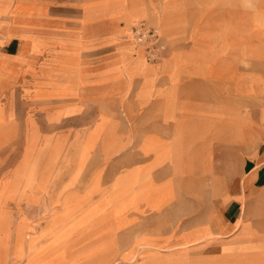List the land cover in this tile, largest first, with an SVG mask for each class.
<instances>
[{"label": "rangeland", "instance_id": "rangeland-1", "mask_svg": "<svg viewBox=\"0 0 264 264\" xmlns=\"http://www.w3.org/2000/svg\"><path fill=\"white\" fill-rule=\"evenodd\" d=\"M149 1L155 4L152 8L143 0H53L50 13L64 23V28H60L62 23L48 14L50 1L0 0V32H5L0 36L2 45L12 38L21 40L16 55L0 53V78L11 73L6 65L15 61L19 66L24 65L28 73L16 89L22 103L33 107L39 99L69 97L72 99L58 102L59 106H65L64 114L84 110L80 114V128L66 132L60 131L59 124H49L59 122L62 109L47 112L48 125H43V132L32 114H26L21 124L15 120L12 104L17 81L13 79L9 84L8 94L0 85V161L4 163V171L0 172V264H6L8 257L11 263L16 264H53L50 257L43 258L49 235L55 232L68 234L80 228L89 245L80 253L70 254L65 263L78 257L87 263L109 261L114 255L111 251L114 247L113 233L127 224L126 213L141 211V205L159 211L173 199L174 181L194 174L188 165H182L180 138L188 133L208 131L212 124L190 120L183 113H191L196 118H227L230 141L241 138L242 117L236 106L222 107V112L207 107L188 109L184 105L189 100L179 97L182 94L187 97L199 94L207 101L225 92V102L237 104L236 98L250 96L251 91L240 85L241 76L231 62L226 69L205 68L203 62L194 67L193 62L187 59L189 52L178 49L171 50L166 56L158 54L157 58L155 42L166 48L168 42H162V38H171L172 28L176 25L172 22L180 18L185 27L188 26L190 10L199 8L200 4L206 3L212 15H217L224 5L228 7L224 12L228 18L221 21L226 25L222 31L219 28L208 34L203 27V16H193V27L199 37L204 40L206 36H212L201 52L224 54L248 67L249 57L264 60V46H247L237 35L236 25H247L246 31L251 26L255 36L264 39V0ZM239 4L242 12L235 14L229 11ZM179 7L183 11L180 12ZM99 22L102 24L95 26ZM141 23L154 31L155 42L149 39L138 41L135 32ZM51 25L56 29L50 31ZM182 32L181 29L173 42L186 48L188 36ZM97 39H107L111 46L100 54L87 55L81 63L82 52ZM29 53L31 57L27 56ZM110 56L114 59L98 66L105 60L103 58ZM87 63L95 66V71L85 68ZM157 71L166 75L167 83L161 89L154 86ZM134 77L138 78L134 104L125 105L123 100ZM193 77L215 78L233 85L202 84L178 90L182 79ZM103 83L109 85L105 91H81L83 86ZM122 86L126 90L123 91ZM113 97L119 98L120 111L113 101L108 100ZM153 98L160 99L154 114H161L162 123L170 126L166 130L171 135L170 144H157L146 131H139L137 155L120 164L123 156L116 154L123 143L118 136L125 124L134 130V116ZM78 101L80 105H76ZM259 102L264 123V100ZM38 105L41 108L49 106L46 103ZM115 115L122 116L125 124L115 120ZM21 131L24 140L15 141ZM197 159L205 162L207 157ZM165 162L169 164V173L157 181L153 170ZM189 207L188 203L180 204L181 225L187 223ZM137 241L135 238L134 243ZM189 242L190 239L185 240V243ZM263 247L250 241L239 249ZM179 248L188 249L185 244ZM168 254L165 264H173V252ZM22 258H25V263L21 262ZM177 259H180V264L187 261L183 256ZM204 259L197 256V262L204 263ZM207 263L216 264L217 261L209 260ZM223 263L264 264V252L231 255Z\"/></svg>", "mask_w": 264, "mask_h": 264}, {"label": "crops", "instance_id": "crops-1", "mask_svg": "<svg viewBox=\"0 0 264 264\" xmlns=\"http://www.w3.org/2000/svg\"><path fill=\"white\" fill-rule=\"evenodd\" d=\"M47 1H50L48 14L53 20L62 23L60 28H64V23L55 19L50 13L53 8V0ZM143 1L150 8L155 5L152 1ZM207 6L204 3L200 4L199 8L191 9L190 20L186 27L185 22H182L180 18L172 22L176 25L172 28L171 38L168 40L162 38V42H168V45L166 48L164 47L160 55L166 56L173 49L183 50L189 52L186 56L187 59L193 62L194 67L196 64L203 62L204 67L210 69L213 66L218 69H226L231 62L235 71L241 76L240 85L251 91L250 96L236 98L234 101H237V104L225 102V92H220L216 95V99L207 101L201 99L199 94L189 95V97L182 94L179 97L189 100V103L184 105L188 109L207 107L210 110L218 111L222 107L228 109L236 106L242 117V126L239 130L241 138L238 141H230L227 132V127L229 126L227 118H212L209 116L196 118L191 113H183L185 116L188 115L190 120L212 124L208 131L188 133L180 138L183 145L180 150L182 165H188L189 170L191 173L194 172V174H188L174 181L173 190L175 195L169 204L162 207L159 211L141 205V211L127 212V224L117 231L113 230L114 247L111 248V251L114 252V255L109 261L101 264H165V256H168L169 252H173V264H180V259L177 258L181 256L187 258V261L183 264H208L209 260L217 261L216 264H225L223 261L231 255L244 256L247 254L253 255L256 252H264V247L255 248V250L239 249L250 241L256 245L264 246V123L261 120L262 105L259 102L260 99L264 100V60L249 57L247 60L250 65L245 67L240 65L239 61L224 54L202 53L201 51L206 49L212 36H206L207 38L204 40L199 37L198 31L193 27V16L198 14L203 16V27L208 34L217 31L219 28H221V31L226 29V25L221 21L228 18V15L224 14V12L228 11L227 6L223 5L217 15H212L211 10ZM241 7V4H239L229 11L236 14L242 12L243 9ZM179 10L180 12L183 11L181 7H179ZM175 18L178 17L176 16ZM101 24L99 22L95 26ZM148 25L155 27L151 24ZM49 27H51L50 31L56 29L53 25ZM246 27L247 25L242 23L236 25V33L242 41L249 47L257 44L264 46V39L255 36V33H253L255 30L251 26L248 27L250 28L248 31H246ZM181 29L188 36V46L186 48L178 47L173 42ZM20 44V39L12 38L9 42L3 45L2 43L0 44V52L11 56L16 55L21 47ZM88 46L89 48L81 54V63L87 55L100 54L102 50L108 49L111 45L107 39H97L88 44ZM27 56L31 57V54L29 53ZM103 59L105 60L99 63L98 66L113 60L114 57L110 56L108 59L107 57ZM87 64L84 66L85 68L95 71L93 69L95 66H91V63ZM6 66L9 67L7 69H11V73L0 78V85L4 86L3 92L8 94L10 90L9 84L13 79L17 81V85L14 86L15 93L12 104L15 120L21 124L26 114H32L40 131H43L44 126L48 125L45 117L46 113L62 109L59 122L54 121L49 124H59L61 132L80 128V114L84 110L81 113L79 110L71 114H64L65 106L58 105L59 101L72 98L39 99L34 102L33 107L22 103L16 93V89L18 83L27 78V69L24 65L19 66V63L15 61L8 63ZM155 75V88H164L167 83L166 75L160 71H157ZM137 81L138 78L134 77L133 84L127 89L123 100L125 105H128V103L134 104V92L137 88ZM202 84L233 85L232 82L216 80L215 78L204 80L199 77H193L189 80L182 79L177 88L178 90H184ZM5 86H8V88ZM108 86L106 83L87 85L81 87V91L86 92L87 89H90L89 91L92 92L95 90L100 92L105 91ZM122 90H126L124 86H122ZM118 99L117 97L108 98V100L113 101L117 105V110L120 111ZM159 102V98H153L140 111L142 113L141 117L140 113L134 116V130H130V127L128 128L122 116H114L115 120L125 124L123 126L124 129L121 130L118 136V139L123 143V147L116 154L123 156L120 164H125L129 158L137 155V146L140 141V137L137 134L139 131H142V133L146 131L157 144H170L171 135L166 131L170 129V126L162 123L161 114H154L153 112ZM41 103H46L49 106L41 108L38 105ZM76 105H80V101ZM21 139L22 141L24 140L22 131L17 135L15 141ZM14 144L16 145V142ZM200 156H206V161L202 162L197 159ZM3 171L4 163L1 160L0 172ZM202 171L207 173L200 174ZM153 173L157 181H160L169 173V164L167 162L163 163L155 168ZM197 188H201V190L197 191ZM202 192L204 194H201ZM181 203L190 205L188 219L185 218L187 223L183 225H181ZM82 231V228H80L68 234L63 232L50 234L47 238V243L49 244L43 251V258L50 257L53 264H96L97 262L87 263L84 260H80V257L73 262L65 263L67 262L66 258L70 254L80 253V250L89 245V242L83 238ZM135 238L138 239L136 243H134ZM187 239L191 240L188 244L185 243ZM183 244L188 249L180 250L179 247ZM9 250L10 247L8 246L7 251L9 252ZM197 256L204 257V263L197 262ZM10 260L8 257L6 264H16V262L11 263ZM21 262L25 263V258H22Z\"/></svg>", "mask_w": 264, "mask_h": 264}, {"label": "built area", "instance_id": "built-area-1", "mask_svg": "<svg viewBox=\"0 0 264 264\" xmlns=\"http://www.w3.org/2000/svg\"><path fill=\"white\" fill-rule=\"evenodd\" d=\"M135 34L139 37L138 41H141V39H149L152 42H155V38L156 35L154 33V31L152 29H146L145 25L141 23V25L139 26V29H137V31L135 32ZM156 43V51H157V58H158V54H160L163 50H164V46L158 44V41L155 42ZM154 43V44H155ZM155 61V59H154Z\"/></svg>", "mask_w": 264, "mask_h": 264}, {"label": "bare ground", "instance_id": "bare-ground-1", "mask_svg": "<svg viewBox=\"0 0 264 264\" xmlns=\"http://www.w3.org/2000/svg\"><path fill=\"white\" fill-rule=\"evenodd\" d=\"M1 27V26H0ZM3 34V31L0 32V36H2ZM0 44H1V39H0ZM1 53V52H0Z\"/></svg>", "mask_w": 264, "mask_h": 264}]
</instances>
